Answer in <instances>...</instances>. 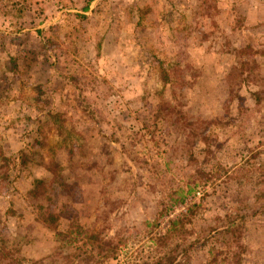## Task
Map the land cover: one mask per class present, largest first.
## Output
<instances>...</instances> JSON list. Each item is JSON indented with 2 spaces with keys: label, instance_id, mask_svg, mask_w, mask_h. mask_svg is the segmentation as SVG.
<instances>
[{
  "label": "rangeland",
  "instance_id": "obj_1",
  "mask_svg": "<svg viewBox=\"0 0 264 264\" xmlns=\"http://www.w3.org/2000/svg\"><path fill=\"white\" fill-rule=\"evenodd\" d=\"M230 238L264 264V0H0V264H206Z\"/></svg>",
  "mask_w": 264,
  "mask_h": 264
},
{
  "label": "trees",
  "instance_id": "obj_2",
  "mask_svg": "<svg viewBox=\"0 0 264 264\" xmlns=\"http://www.w3.org/2000/svg\"><path fill=\"white\" fill-rule=\"evenodd\" d=\"M36 186H42V182L41 181H35ZM192 192L191 189L188 188V191L186 192V195L190 194ZM31 193H33L35 195V192L32 191ZM37 194V192H36ZM186 195H183V193L181 192L179 194V200L174 201L175 203H183L185 200ZM186 218V216H181L178 219H176L175 221L170 223V228L167 231V236L163 237L162 239H167L169 234H172L174 232H176V228L181 224V222ZM49 220H54V217L52 216H48ZM234 232V230H229L227 229L225 232L223 231L222 234H228V235H232ZM61 236V235H59ZM95 241L93 242L92 246L93 247H98L99 250H110L111 251V255L112 258L114 259V257L117 255L116 254V248H111L110 246L112 245V243L110 241H105V242H101V240H98V237H96V235H93L92 237ZM160 239V240H162ZM168 240V239H167ZM227 243H228V249H227ZM237 245V247L239 248L240 246L238 244H235L233 238H230V240H226V242H223V246L224 247H219L217 249L215 248H211L208 251V260L206 264H232L231 262V256L234 254V252H231V247L232 245ZM104 245V248H102ZM240 249V248H239ZM115 251V252H114ZM241 255H242V250H240ZM0 255H2V258L0 259V262L4 259H7L8 254L4 253V250L2 248H0ZM230 256V259H229ZM109 257V256H108ZM242 257V256H241ZM16 260H13V262ZM161 260L159 261L158 264H163V261L161 262ZM86 264V262H84ZM30 264H44L42 262L40 263H30ZM77 264V263H76ZM78 264H83L82 262H78ZM169 264H171L170 260H169ZM180 264V263H177ZM237 264H241V259L240 256L238 258Z\"/></svg>",
  "mask_w": 264,
  "mask_h": 264
}]
</instances>
